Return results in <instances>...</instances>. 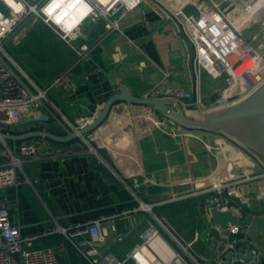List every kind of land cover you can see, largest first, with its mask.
<instances>
[{
    "label": "crops",
    "instance_id": "1",
    "mask_svg": "<svg viewBox=\"0 0 264 264\" xmlns=\"http://www.w3.org/2000/svg\"><path fill=\"white\" fill-rule=\"evenodd\" d=\"M174 3L177 1L141 0L136 8L119 17L122 31H107L103 21L84 25L80 41L89 44V57L79 61L74 55L59 71L70 69L78 89L70 95L62 87L51 91L55 107L47 104L40 110L49 117L47 123H40L43 128L65 134L69 124L61 113L75 122L100 111L105 100L119 90L118 85L147 96L166 79L169 85L193 91L194 48L173 16ZM55 75L36 81L45 87ZM202 82L205 102L217 98L224 87L220 79L211 78L205 71ZM191 100L180 104L186 109ZM201 112L202 109H187L191 116ZM92 132L97 152L85 147L80 137L81 141L76 138L66 143L45 137L30 140L42 157H29L22 169L18 168L19 183L0 188V199L9 205L12 221L25 237H34V246L44 247L47 241L43 238L59 235V241L46 247L55 248L61 264L91 263L60 235L63 233L58 227H76L95 219H114L125 233L122 241L113 239L111 244L110 249L118 257L124 258L132 251L148 218L147 212L137 210L138 201L132 191L153 203L218 182L245 178L241 189L251 199L250 208L264 213V177L249 178L258 168L224 139L210 140L189 131L161 110L149 105L129 107L124 101L115 104L107 119ZM257 193L262 198H257ZM186 199L155 207L178 205ZM260 206L263 207L259 209ZM159 215L165 216L193 245L202 239L201 232L208 224L207 218L199 216L200 224L188 236L184 224L169 219L164 210ZM211 250L214 254L215 250Z\"/></svg>",
    "mask_w": 264,
    "mask_h": 264
},
{
    "label": "built area",
    "instance_id": "2",
    "mask_svg": "<svg viewBox=\"0 0 264 264\" xmlns=\"http://www.w3.org/2000/svg\"><path fill=\"white\" fill-rule=\"evenodd\" d=\"M225 1L229 2L223 7ZM182 2L181 6L172 7L171 11L178 20L183 36L194 48V90L169 85L163 79L147 96L171 98V108L183 100L194 98V104L202 109V114L246 98L264 81V53L261 46L244 33L246 29L250 31L254 26L264 24V0ZM140 3L141 0H0V130L47 123L49 117L40 110L47 104L55 107L49 96L50 91L62 87L70 95L78 89L77 82L70 77L68 70L56 76L45 87H41L26 72L9 46L11 37L20 27L28 21L44 23L69 44L80 61L90 55L89 44L78 41L84 25L103 21L107 31H122L119 17ZM250 60L252 63L246 65ZM239 68L242 71H238ZM203 71L215 80L225 79L218 97L207 106L202 97ZM98 113L99 110L81 116L75 122L69 121L62 113L61 117L69 124L66 129L78 131ZM94 137L92 131L80 136L90 151L97 152L93 144ZM0 153H3L0 159V188L19 183L18 168L22 169L29 157H42L37 145L29 141L18 144L15 153L9 143L0 139ZM255 156L264 166V160L258 154ZM253 173L249 178L264 177V171L259 169ZM246 180L235 178L218 182L153 203L132 191L138 201L137 210L147 212L148 218L140 240L124 258L118 257L111 249L105 253L101 249L105 248L109 238L122 241L125 237L114 219H95L76 227H58L57 230L91 264H126L131 260L135 264H206L203 256L194 250L193 242L185 241L173 224L165 216L157 214L154 207L173 200L195 197L208 223L215 209L231 211L239 218L248 215L262 217L263 212L258 213L250 208L251 199L241 189V184ZM257 198H262V194L257 193ZM228 229V233L223 234L220 225L209 226L206 240L214 245L215 252L208 264H260L264 259V249L258 242L251 246V258L237 254L239 248L243 249L244 255L247 254L246 245L251 240L250 227L230 223ZM33 239L22 234L20 226L11 219L9 205L0 199V264H61L55 248L36 247L32 244Z\"/></svg>",
    "mask_w": 264,
    "mask_h": 264
},
{
    "label": "water",
    "instance_id": "3",
    "mask_svg": "<svg viewBox=\"0 0 264 264\" xmlns=\"http://www.w3.org/2000/svg\"><path fill=\"white\" fill-rule=\"evenodd\" d=\"M229 1H225L222 6L225 7ZM119 90L112 93L103 103L102 109L97 116L79 128L78 131L66 129L65 134H58L44 128H26L20 132H9L0 130V139L5 140L13 147V151L17 152V145L20 141H26L38 137H45L57 142H67L72 139L79 138L96 127H98L109 116L112 107L119 103L125 102L129 107L132 105H149L165 113L182 123L189 131L197 134H203L208 139L216 138L224 139L236 148L240 149L247 155L256 165V167L264 171V166L259 162L255 154H260L264 159V81L260 83L246 98L237 103L224 106L217 109H210L198 116H191L187 113V109L198 111L199 106L194 104V98L191 105L184 108L181 104L171 108V98H156L142 96L132 93L122 85H118ZM230 223L238 225H246L250 227L251 240L246 245V255L243 249L239 248L237 254L245 256L249 259L253 256L251 246L257 241L256 231L264 233V216L253 217L246 216L239 218L231 211L213 210L211 221L201 232V238L206 240L207 230L210 225H220L222 233H228V225ZM113 239L109 238L102 250L104 253L111 248ZM214 249V245H210ZM215 250V249H214ZM233 254V253H232ZM229 260V259H227Z\"/></svg>",
    "mask_w": 264,
    "mask_h": 264
},
{
    "label": "rangeland",
    "instance_id": "4",
    "mask_svg": "<svg viewBox=\"0 0 264 264\" xmlns=\"http://www.w3.org/2000/svg\"><path fill=\"white\" fill-rule=\"evenodd\" d=\"M176 1L177 3H174L172 6H181L183 3L180 0ZM244 33L247 34L256 45L261 46V50L264 53V24L254 26L250 31L246 29ZM78 41L81 42L80 38ZM9 46L14 57L34 80H47L46 78H52L69 63L74 55L77 56L76 52L66 41L60 39V37H58L47 25L39 21H28L25 25L20 27L19 31L11 37ZM247 63L251 64L252 61L250 60ZM65 69L59 74L64 72ZM238 71H242V69L239 68ZM69 73H72L70 69ZM58 75H55V77ZM220 81L225 85L224 78L220 79ZM208 102L204 101L206 106ZM258 155L263 159L260 154ZM195 199L196 198L189 197V199L180 201L181 203L178 205L170 204L163 208L168 218L170 217L174 221L178 223L181 222L182 225L184 224L183 226L186 227L185 229L189 230L188 236L190 230L194 226L200 224L201 220L199 216L202 219V213L197 206V199L196 201ZM141 232L139 233V240ZM255 234L258 243L264 245L262 232L256 231ZM206 241L207 240L200 239L193 245V248L198 254L203 256L205 263L208 264L213 251L211 250L209 242L207 241V243ZM126 264L133 263L128 261Z\"/></svg>",
    "mask_w": 264,
    "mask_h": 264
},
{
    "label": "trees",
    "instance_id": "5",
    "mask_svg": "<svg viewBox=\"0 0 264 264\" xmlns=\"http://www.w3.org/2000/svg\"><path fill=\"white\" fill-rule=\"evenodd\" d=\"M29 128V127H32V128H43V125H41V124H39V125H31V126H26V127H14V128H5V131H11V132H20V131H22V130H24V129H26V128ZM45 129H48V130H51V131H53V132H55L52 128H49V127H45ZM35 139H37V138H35ZM31 141L33 140V139H30ZM30 140H26V141H20L18 144H20V143H23V142H28V141H30ZM75 141H81V139L80 138H77ZM57 142V141H56ZM58 143H61V142H58ZM64 143H66V142H64ZM9 144H10V142H9ZM84 146L85 147H87V145L86 144H84ZM197 203V202H196ZM165 206H158V207H154L155 208V211H156V213L157 214H161V213H163V208H164ZM257 212V211H256ZM119 227H120V229L122 228V225H119ZM64 239H66V240H68V241H70L65 235H63V234H60ZM43 239H45L47 242H46V244H45V246L44 247H46V246H53L57 241H59V235H56V234H54V235H51V236H49V237H46V238H43ZM71 242V241H70ZM36 247H38V246H36ZM54 248V247H53ZM77 252V251H76ZM135 264V263H134ZM260 264H264V259L261 261V263Z\"/></svg>",
    "mask_w": 264,
    "mask_h": 264
},
{
    "label": "bare ground",
    "instance_id": "6",
    "mask_svg": "<svg viewBox=\"0 0 264 264\" xmlns=\"http://www.w3.org/2000/svg\"><path fill=\"white\" fill-rule=\"evenodd\" d=\"M124 1H128V0H124ZM180 1H183V0H180ZM177 8L179 7V6H176ZM246 65H250L249 63H246ZM240 69H242V68H240Z\"/></svg>",
    "mask_w": 264,
    "mask_h": 264
},
{
    "label": "flooded vegetation",
    "instance_id": "7",
    "mask_svg": "<svg viewBox=\"0 0 264 264\" xmlns=\"http://www.w3.org/2000/svg\"><path fill=\"white\" fill-rule=\"evenodd\" d=\"M262 236L264 237V233L262 232ZM261 245V244H260ZM261 247H263V249H264V245H261Z\"/></svg>",
    "mask_w": 264,
    "mask_h": 264
}]
</instances>
